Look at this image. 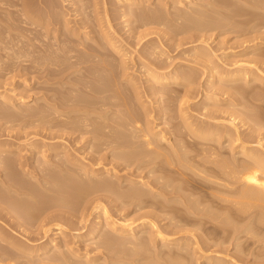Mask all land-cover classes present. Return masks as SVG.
<instances>
[{
    "label": "bare ground",
    "instance_id": "6f19581e",
    "mask_svg": "<svg viewBox=\"0 0 264 264\" xmlns=\"http://www.w3.org/2000/svg\"><path fill=\"white\" fill-rule=\"evenodd\" d=\"M62 1L64 2L65 0H62ZM113 1L111 2L114 3ZM146 1L147 0H121V3H122L121 5H122V8H124L123 9L124 13L130 15L131 12H134L137 9V7H139V6H136V9H135L134 7L135 5H139L140 3H144ZM181 1H182V4L188 3L187 0H181ZM258 1L260 4H257L258 6L257 5L255 6L259 8L261 6V8L263 9L264 0H258ZM36 2L38 6L41 4L43 5L39 6V8L35 9L34 11H31L29 10L30 9L29 7L31 6V3H29V0L27 1L25 0H0V14L2 13L6 14L5 22L3 23V20H0V22H2L0 23V26H2L3 24V27H0V70L2 66H4L6 63L11 64V66L6 64L10 67L7 66V68H5L6 67L5 66L4 69L2 68V70H4L5 72L3 76L4 75L8 76L15 70L14 69L15 67L13 66V64L18 65L17 68L19 67V65H21V69H23L22 65H24V67L25 66L27 67L29 63H27L26 65L23 62H26L28 60L32 62V64H34L33 66L35 65H37V67L39 66L40 70L41 68L48 69L49 65L59 67L58 65H59V62L61 61L60 62L61 69L59 68L60 70L57 71L58 68L56 69L54 67V72H59V75H62V73L65 74L66 70L68 72V69L70 70L71 69L70 67L72 66L78 68V65H80L81 63H84V65H82L83 66L82 68L75 69L71 71L70 74L66 75L65 80L70 79L69 82L71 85V87L68 88L69 89L68 94H63V95L59 94L57 96H55L54 94L51 96L48 95V98L53 96V98L56 99V102L50 101L53 98L49 99L50 102L47 101V98H46V103L49 106L51 105L54 107V108L53 107L50 108V109L53 108L52 109L53 111L50 116L51 118L53 116L52 119H50V117L46 118V112L48 111H45L46 110L45 108H43L45 109L43 110L38 105L33 107V105L30 103V101L33 99L35 103H36V99H39V102H40L41 98H34L32 96L33 98L29 100V99H26L23 95L21 96V94L20 96H17V97L14 96L15 94L10 95L7 92V90H5L6 92L5 91L0 92V103H1L0 106L4 105L1 107L2 114L0 112L1 114L0 117L6 120L4 122L10 123L11 119L9 117H12V116H14L18 121L19 120L22 121L24 119L27 121V119L31 120V118L34 119L35 117L41 116V118L39 119H41V121L44 120V122L42 121V123L51 124L50 125L51 127L49 126V124H46L49 126L48 129L52 130L53 126L56 127L54 129H57L54 132L53 131L50 132L46 130L47 131L46 135L51 137L52 141H45L44 138H42L43 140L41 141L34 140L32 142L28 141L27 143H25V145L27 144L28 146L26 147V151L30 153L32 164L35 163V160L37 161L36 155L38 154L40 155L39 162L37 161L35 165L27 166V163L30 164L29 161L21 159L20 157V155L22 156L21 151L24 150L22 149L23 147L22 148L20 147L22 143L14 144L15 143L14 141H13L14 143H11L7 139H5L7 141H5L4 139L0 140V203L1 202L5 203V206H0V218H2L3 221L7 223V225L6 223H4L5 226H7L6 228H3L2 225L4 224L0 226V242H3L2 244L6 243V246L8 244V248L12 246L11 247L12 250L10 248L7 249V247L6 248L1 247L0 264H193L194 263L195 261L194 259H193L194 261H192L193 263H191L190 259L192 257L189 258L190 257L189 251L188 253L186 251H183V250H187L186 247H189L188 242H185V241L182 242L180 246L182 250L176 249L179 247L178 244L180 243V240L182 239H179L180 237L169 238L165 236L164 234L165 231L162 233L160 230L161 228L160 227H159L160 229L157 228V225L155 221H153V219H151L152 221L150 220L151 222L150 221L141 222L138 224L137 223L133 224L134 222L128 223L127 221L124 222L122 221L123 220L122 217H121V221H116L118 220V218L114 220L115 218L113 217V215L112 217L114 219H111V215H110L111 213L109 214L107 212L108 208L106 209V206H105L106 204L104 203L105 205H103L102 203V199L104 198V196H107V197L112 196V199L114 198L113 201L118 200L120 204L121 202H123V204L126 203L125 206L127 205V203L129 204L131 203L133 204V206L137 205L139 207H143L144 205H146L148 207L154 206L155 208L162 207L161 209H165L163 207L170 208V207L176 206V204L174 205L173 203L177 201L178 197L174 199L176 200L174 202L172 201L173 199L171 200L173 202V203L171 202L172 204L167 203L168 201H166V203H163L162 201H156L157 199H155L154 197L157 195L164 197L166 194L170 193L172 190L174 192L176 190L182 189L183 192L182 190H180V192L182 193V200H181L182 208L187 207L186 209L188 212L186 215L190 214L189 211L196 212V214L197 213L200 214L199 216L197 214V217L196 215L194 217H196V221L197 219L200 218L201 221L199 220V223L201 222V225L199 223H196L195 219H193V215L195 213H192L193 214L191 215L192 217L189 216V218L193 219V223L196 225L199 224L200 226H202V220L207 221L205 222V224L203 221V226L206 225L207 223L210 224V222L215 223V221H218V222L220 221L219 224L218 223L216 224H218L219 226L221 225V227L224 230H226L227 233L230 231V229H232L230 232L233 231L234 233L233 232L232 233L234 235L236 234L235 231L236 232L237 230L239 231L241 227L239 224L241 220L243 221L245 218V221H243L245 225V222L248 216L249 218L251 217L250 219H252V217L254 219L256 218L255 219L256 223H255V220H252V222L250 223L251 225L253 224V221L255 225L257 223H261L264 225V149L261 150L259 149L260 148L259 146L256 145L257 147H255L254 144L252 145L250 144L251 142H253L252 139L258 136L256 137L257 138L256 142L257 144L261 145V147L263 146L260 140L264 138V134L260 133L261 131L260 129L262 127L264 128L263 126L264 120H263V124H260L261 122H258L257 120L261 118L259 119V121L260 120L262 121L264 117L262 115V113L264 112L262 113L257 112L259 110L262 111V109L258 108L257 110L255 108L256 106L255 105L253 107L254 112L252 111L248 112L247 111L249 110L248 106H245L247 110L245 107L243 109L241 108V110L240 108L238 109L237 107V111H235L236 112L235 113L234 109L236 108H232L233 110L231 111H233L232 112L234 114L233 117H235V114L241 112L242 113L241 117H244V119L237 117V116H240L241 113L237 114L236 117L243 121L247 119L246 122L251 120V124H252L250 128L252 130V133L251 134L248 133L247 135L245 134L244 135L245 137H243L242 142L239 143L238 145H235V142H234L235 138L233 137L236 133H232L230 129H228L229 127L226 128L225 125H223L222 127L221 126L222 124L220 125L213 124V123L206 124L207 120L205 121L206 125L203 123L201 124L199 122L200 120L198 121L196 119V121H194L195 119L193 117L192 118L194 120H191V117H190L191 115L188 114L190 112H187V109L193 107L196 104L189 103L190 101L189 100H188L189 102L187 101V97L190 96L192 93L193 94L195 93V97H196L199 94L198 90L200 88L199 89L197 88L198 90H195L196 89L195 88L193 91L192 85H194L193 83L197 82L198 79L196 80L197 77H194L193 74L190 73V70L189 71L187 69L180 70L181 69L180 67H179L180 69H173V68L172 70L167 69L165 66L166 64H164L165 62H160L161 60L160 61L156 60L150 64L148 62L147 63L142 62L140 63V65H138L139 67L136 69H138V71L141 72V75H144L145 80H143L142 79L143 76L137 77L134 73L126 72V69L131 67L127 64V62L126 63L124 62L125 64H123V63H120L122 60L114 61L111 58L113 55L112 50L116 51L117 53H119L120 51V48L116 43L117 40H115L116 38L120 39L118 38L120 36L118 37L115 36L116 30L112 29L113 26L110 23V19H109L110 16H108L109 13L107 11L108 9L106 6L108 0H101L103 4V8L105 10L104 12L106 13L104 15H106L105 21H107L106 23L107 25L105 26L102 25V23L99 22V20L101 21L102 19L101 18L99 19L97 17L95 18V21L98 20L97 25L96 24L95 26L93 25L94 27L89 25L90 27H92L91 30L89 31H84V30L81 31L79 30V28L78 29L72 28V26L71 28H69V26H67V23H69L71 20H69L70 18H68V16L65 14L67 12L65 13H63L64 11L63 12L61 11L62 13L60 12L63 6L60 5V9L58 8L59 4L57 2L59 1L37 0ZM96 2L97 0H93V3L88 2L90 4H86L85 7L88 9V12L84 13V16L93 14V12L95 11ZM176 2L177 0L171 1V3H176ZM224 3L226 4L227 2H224ZM83 5L84 4H81V6L79 7L80 10ZM131 8L135 10H132ZM152 8H149V9L152 10ZM12 9H16V10H12ZM237 9H240V8L238 7ZM142 10L144 11L143 8ZM138 11L141 12V9L140 10L138 9ZM220 11H221V8H220ZM237 11L238 10H236V12ZM240 11L241 10H239L237 14H239ZM77 12H78V8H77ZM148 12L147 13L142 12V15L139 18L142 20L141 24L139 22L140 25L145 26V25H151V24L157 23L156 20L153 21L152 19V18L155 19L154 11H152L153 15L151 14V11L150 13ZM218 12H219V9H218ZM232 12L235 13V10L231 11V14L233 15ZM243 12L244 11H242L241 13ZM252 12H255V10L252 9L251 13ZM214 13H216V10ZM225 13L223 14L221 12V15H219L220 18L216 20L219 21L220 19V21L223 22V16L226 17L228 15L226 17L228 18L229 17L228 13H230V11L227 12L226 15ZM248 13L251 14L250 12ZM178 14L179 13H177L176 15ZM15 15H17L18 18H16ZM40 15L44 17L43 20L40 19L39 17ZM82 15H83V12H82ZM179 15L181 16V14ZM136 16L138 17V13L136 14ZM178 16L176 17L179 18ZM203 16L200 15V18ZM254 16L255 18L256 17L259 18L258 19L259 21L261 20L259 24H257L256 22V24L260 26V23L264 22L263 21L264 16L262 18V15L259 16V14L257 13V15H253L252 17H250L251 20L252 18L255 19ZM231 17H234V15ZM92 18L94 19V17ZM93 19H90V21L91 20L93 21ZM203 19L204 18H201L202 21L201 20H198V21L204 23L203 21L205 20ZM213 19L214 21L211 27L213 26V24H215L214 22L218 24V21H215V17ZM227 22L225 25H228ZM94 23L95 22L93 21V24ZM52 24L54 27L50 26ZM223 25H224V22L222 24V27ZM48 26H50L51 32L53 33L51 38L47 32ZM160 26H161V23H160ZM162 26H163V22H162ZM205 26H207V24ZM218 26L219 28L221 27V25H218ZM36 27H38V30L36 29ZM80 28L84 29V27H80ZM15 29L16 30L18 29V30L16 31ZM20 29L21 31H19ZM64 30L65 32L67 31L69 32L68 35H70L71 33V35L75 37L77 36L78 38H80V40L78 39V42H74L69 37L70 39L69 38L68 39L70 41H73L76 44L72 45V42H70V45H68L66 44L67 43L66 38L68 36L66 38H63L62 39L63 41L60 40V38L59 39L56 38V37H59V36H56L57 35L56 32H60V33L62 32L64 36H66L67 34L63 32ZM96 31L98 32V34L92 36L91 32L96 33ZM251 37H253V35ZM48 39L54 41L55 43L51 41L53 44L49 43L47 45ZM88 40H92L94 44L92 45H90V43L85 44L86 41ZM250 46L253 47L252 49L260 48L264 46V39L261 40L260 38V40L258 41H255V42L253 41V43ZM81 49L89 50V51L87 50L88 54L86 51L83 52L84 54H86L84 56H87V58L83 57V53L81 54L83 50ZM78 50H80V52H78ZM206 50L202 46L201 47L199 46L198 48L196 47L195 50H192L193 52L191 53H196L199 55H207L206 58L207 57L213 58L212 55L210 56L207 54ZM62 51L64 52L66 51V53ZM76 52H78V54H76ZM153 52L155 53L154 49H153ZM34 53H38V56L40 57L34 58V59L31 58L32 60L29 59L30 57L33 56ZM79 53L81 54L80 56H78ZM63 54H66V55H63ZM36 55L37 54H35L34 57ZM216 56L218 57L219 55H216ZM52 58L56 60H52ZM70 58H75L76 61L74 59L73 63L70 64V62H72V60L69 62ZM257 59L251 60V61H254V63H256V61H259L261 63L262 59L261 58H257ZM48 60L49 62L47 63L46 61ZM210 60L212 61V59ZM123 61H124V58H123ZM218 61L220 62V60ZM45 62L48 64V66H46L47 64L44 65ZM155 62H158L159 65H156L157 63ZM2 63H5V64L2 65ZM212 63L213 62H211V64ZM228 63L223 62L222 64L214 63L213 65L209 64L211 66L207 65L208 69H207V75L205 79V85H209L210 88L214 86L215 87L214 89H217V90L224 89V92L226 88H229V89L231 88L232 92L234 93L233 95L236 96L239 94L238 96L239 99L241 98L240 97L241 95L243 97L242 100L247 99V98L244 99V97H248L249 99V95L251 96L252 93L253 94L251 98L255 97V98L261 99L260 96H262L264 90L258 87L260 84L259 85L254 84L256 81L260 82V81H263L264 79V72L260 71L261 68H259V65H257L258 62L256 63L255 66L248 65L247 63H244L243 65L242 63H238L237 61L233 63H230V62ZM61 64H63V66ZM30 65L31 63L29 64V66ZM43 65H44V68H43ZM33 66L31 65V67L29 68H32ZM17 68L16 70L20 69V68L18 69ZM164 68H166L167 70H164ZM51 71H53L52 68L50 69V72ZM75 72L77 73V76H75L76 78H72L73 76L71 77V75ZM127 73L128 75H126L124 79H121L122 77L121 75H125ZM13 75L15 74L13 73ZM26 78L28 79V77H25L23 82L25 81L27 82ZM139 79H142L144 83ZM145 81L148 83L145 84L146 83ZM11 90L12 88L10 89V91ZM259 90L263 92L261 93L259 92ZM232 92H231V95H232ZM258 92L261 94H259ZM160 93L164 95H161ZM206 94L208 93L206 92L205 96ZM216 95H212V98L215 99L216 97H218ZM149 97L154 98L155 101L158 102V106L156 110L154 109V106L152 105L154 102L152 100L151 101L148 100ZM263 98L264 97H262V99ZM209 99L212 100L211 97ZM224 99H227V98H224ZM43 100L42 102L45 101ZM34 101H32V103ZM52 101H55V100H52ZM42 102L38 104H42ZM262 102L264 101H261V103ZM28 103L31 104L30 107L29 105H27L26 107V104ZM46 103L44 107L46 106ZM249 103H251V101ZM21 104L25 105L23 106V108L24 107L26 108L23 109L21 107L22 106ZM204 104H205L204 107L207 106V104L209 105V103L206 104V102ZM173 105H175L174 108L172 107ZM210 105H212V102ZM232 105H234L235 107L236 104L233 103ZM244 105H246V103ZM251 105L253 104L251 103ZM46 108L47 110L49 109L48 107ZM9 110L11 112H8ZM252 115H254L255 118ZM13 119H12V122H15L16 120L13 121ZM158 119L161 121L156 123L155 120H158ZM175 119L177 120V122L173 121ZM235 119L234 118L232 120L230 119L228 123L230 124V126L232 125L236 129V126H239V125L235 126V122H234ZM36 120L39 121L38 118L37 119L35 118V121ZM169 120L172 121V124H170L171 122ZM20 121L19 123L21 124ZM37 121L36 123L40 122V121L39 122ZM165 121L169 123H166ZM252 121L254 123H252ZM173 122H176V123H173ZM31 123L27 122V126L28 124L31 125ZM160 123H163V124L165 123L164 127L168 126L169 129L166 127H165L166 129H162V128L159 129ZM25 124L26 123L24 122L23 125ZM47 127L45 128L47 129ZM166 134H173L174 136H176V139L179 138V140H176V139L174 140L173 138H172L173 140H171L168 136H166ZM19 135L20 134H18V136ZM18 136L14 135L15 138ZM52 138L56 140H53ZM58 138L60 139V141H57ZM165 142H167V144ZM254 143H255V140H254ZM76 144H79V145H76ZM184 150H187V151H184ZM11 153L14 154V156ZM88 153L89 155H87ZM30 157H28V159H30ZM23 158H24V155H23ZM131 166L133 167L132 168L133 171L132 170H131L132 172L128 171L131 174L120 172L121 170H125ZM18 167L20 168L18 169ZM17 170H20V173H18ZM21 171H23V173L27 177L30 178L29 180H27L28 182L26 181V179H24L25 177L23 176V174H22V177L18 175V174H21ZM200 171L203 172L202 174L204 176L203 177L201 176L202 178H200L199 176L200 179L198 180H196L198 176H194V178L196 177L194 179L192 174L197 175L199 174ZM133 173H135V175L138 173L137 174L138 176L133 177L132 176ZM151 176L152 177L154 176L153 178H151L153 182L148 179ZM36 177L38 178L37 182L34 181L36 182V184H32L33 182L29 183V181L32 178H36ZM162 179H164V182H162ZM191 181L192 182L198 181L197 182L198 184L196 186L197 189L198 187L199 189L203 187L206 189H209L211 192V195L213 194L215 197L210 196L212 198L210 200L207 197L209 196V194L205 192L207 191L205 189L204 190L205 193L202 195L203 197H201L200 195L202 199L199 197L193 198L194 194H192L191 190H190V193L188 191V189H190L189 183L193 187V184L191 183ZM176 182H179V183L176 184ZM157 183H160L161 185L158 186ZM155 185L158 187H155ZM220 187L221 189H219ZM153 188H156L155 191H153ZM46 189L47 190L49 189L50 193L51 191L52 192L59 191V194L61 195L58 196L59 202L57 203L58 205L59 203L60 205L61 204L65 206L67 205V207H64V208L68 210L70 208H71L70 210L74 208L71 206L74 204V202L72 201H75L73 198H76V196L78 198L80 197V195L81 197L83 195V197L85 198V196H87L88 194H91V195L95 194L94 198H96V201H95L97 203L96 207L101 206V209H100L101 212L97 214L93 224L92 222L91 224L90 223L87 224L90 215L87 214L89 216L88 217L85 213L80 214L78 212L80 215L76 214L77 215L76 216L75 214L67 212L68 211L67 210L65 211L67 212V214H64V212L63 213L54 212V213L46 214V212L50 210V208L52 207H43V206L32 207V205L30 206L28 204L30 202H27L28 205L26 206L28 207H25L24 206L26 204L25 200L24 202H22L23 204L25 203L24 205L22 204L23 206H21V203H20L21 200H20L19 203L21 207H18L17 204L19 203H17V201L20 199L21 196H25L26 198L31 200V202L33 201L34 203L35 202L45 203V201H47L45 200L46 196L44 195ZM70 189L71 191H69V194H68L67 191ZM23 190H25V192H23ZM151 190H152V193L150 192ZM6 191H10V193H12L13 195L18 194L19 199L15 201L16 199L13 200L10 196L8 195L5 196L3 192H6ZM197 191L198 190H196V192ZM216 191L218 192L217 195H216ZM62 192L67 193L68 195L66 197H63L64 195ZM187 192L189 194L185 195V193ZM200 192H202V189ZM219 192H221V194ZM42 194L45 196V198ZM206 194L207 196H205V198H208L210 202H212V203H208L207 204L208 206L206 205V200L205 201L203 200L204 195ZM55 195L57 196V194ZM55 195H53V197H55ZM28 199L27 201H29ZM55 199L53 203L55 202ZM163 199H165V197ZM48 200L50 201V199ZM165 200H167V198ZM178 202H180L179 199H178ZM202 202L205 203V206H207L208 208L204 207L203 209L202 206H198V204L201 205ZM214 202H216V204ZM46 203H49V202H46ZM53 203L51 204L49 203V204L53 205ZM69 204L71 206H69ZM55 205L56 204H54V206ZM216 205L219 208L221 207L220 209H222L223 207V210L225 207H227L225 208L226 210L224 211L222 210L224 212L223 215H222L223 212L219 208H214ZM178 206L179 208L177 207V211L180 209L179 204ZM192 207L193 209L190 210V208ZM195 207L196 208L198 207V209L197 210L194 209ZM232 207L234 208L236 207V208L232 209ZM62 208L63 207H61V209ZM117 208L119 209V207ZM168 209H165V211L167 210L168 213H170V215L172 216L171 212H174L175 209L170 210L171 212H169ZM215 209L216 210L219 209L222 213L217 212ZM154 210L155 209H153V212L155 214ZM182 210H183L182 217L184 215L183 219L184 218L186 219L187 216L185 217V214H184L185 208ZM57 211H60V210H57ZM167 211L164 213V215L167 214ZM179 212L180 211H178L177 213ZM76 213H77V210H76ZM148 213H150V211ZM148 213L144 215L150 217ZM180 214L181 213H179V215ZM78 215H79L80 220H78ZM72 216L76 217V219L78 220V223H80L79 227L80 226H81L80 228L86 227L87 231L83 233L81 231L78 233V230H77V232H74V230L76 231L77 227L73 226V222H77V221H75L74 220L75 218H72ZM176 216H175V219H177ZM235 217L237 219L238 218L240 219L242 217L243 219L241 218L238 223V220L234 219ZM38 219L40 220L37 221V223L39 224L41 222L40 227L42 226L44 227V225L47 224V226L42 229L36 228L39 234H42V236L45 237L47 235V232H51L49 231L50 229H59L58 235L56 237L50 236L49 238L48 237L50 235L49 234L47 236L48 238L46 237L47 239L45 238L46 240H44V242L36 246H29L31 244L29 243V240L31 239H29L28 236H32L34 231L32 233L30 231L28 232L27 230H29V228L25 227L23 231L27 234L26 237L29 240L28 241H26V239L24 240L27 243H29V245L19 242V241L11 240V236L9 235L7 228H12L15 226H24V225H29V227H31V223H33L32 221H36ZM68 221L72 222V225H70ZM188 221H184V223ZM62 222H65V224H63ZM34 224L36 223H33V225ZM66 224L73 228L66 226ZM52 225H55V227L53 226V228H51ZM211 225H213L212 226L213 228H211L210 226L211 229L209 230L211 231V233L214 230L212 234H213V238L215 239L216 237V239L213 240L211 237L210 238L213 241H216L217 237L219 236H217L218 234L216 235L214 233L216 230L214 229L215 224H211ZM200 226L198 227L197 225L198 228H200ZM203 226H202V229H203ZM219 226L217 228H219ZM35 227H37V225H35L34 228ZM67 227L73 230V231L70 230L72 231L73 236H71L70 231H68L70 232L69 233L70 235L68 234V232H65L64 229ZM154 227L156 229H154ZM251 227L254 228L255 226L253 227L252 225L248 227L247 225H245V227H243V231L244 232L247 231L246 229L250 230ZM259 227H260V224H259ZM69 228H67V230ZM204 228L207 229V226H205ZM224 230L221 229L219 233L222 234L221 231H224ZM254 230H253L254 231L253 234H255V232L258 233L256 229ZM52 231H55V233H57V230H52ZM176 231L177 230H175V232ZM207 231L208 229L206 230V232ZM263 231L264 230H262L261 232ZM206 232H204V234H206ZM223 233L225 234V231ZM214 234H215V237H214ZM237 234L234 237L238 238L239 235ZM198 235H200V230H199ZM262 235H264V233ZM230 236L232 237V235ZM40 237H38L37 240H40L42 238ZM72 237L77 238V240L79 241H85V240L87 242L89 241L88 243L87 242H84V243L89 244V246L91 244L93 249L91 247L90 248L92 249V251L97 250V253H92L93 255L92 254L90 255L88 248H86L85 250L84 249L81 250L79 245L75 244L76 242L74 241ZM224 237H222V239ZM207 238L209 237H206V240L209 241L210 238L209 239ZM252 238L253 239L255 238V240H258V236L256 239V235L255 237H252ZM32 239H35V238H32ZM156 239H159L162 241V246H166L167 244V247L169 249L164 248L165 251L163 252L162 250L158 249L162 253L158 252V250H154L155 248L154 242L156 241ZM218 239H221V238H218ZM262 239H263V236H262ZM37 240H34V241H37ZM259 241L260 240H258V242ZM202 242L204 243L205 241H202ZM170 244L171 246H176V247L172 248L170 247ZM241 244L243 243L241 242ZM162 246H159V247H162ZM206 246H209L208 243ZM237 247L240 248V246H237ZM246 248H240L239 251L244 253V255L246 254L247 256L245 255V257L248 258L249 251H247ZM212 249L216 250V248H212ZM221 249L224 250L223 246L221 247ZM257 249H258L257 250L258 252L259 248ZM236 252L238 251L236 250ZM209 254L205 255L202 253L201 256L200 255L198 256L203 258L202 261H204V264H234L236 263L233 260L234 258H237V256L234 258L229 257V259L230 258L231 259L228 260V259H225L224 256L223 258L222 256H218L216 254H215L216 256L209 255ZM231 254L233 253L231 252ZM259 254L261 253L259 252ZM31 255L36 257L33 259L35 261L27 262L26 260L28 258H26V256L29 257ZM136 255H139V256L135 257ZM250 256H252L251 252H250ZM24 257L26 258V260L24 259ZM259 259L260 260L258 262L262 260L261 257ZM23 261H25L26 263H24ZM251 262L255 263L256 260L255 262L251 260L250 263ZM263 262L264 260L262 261V263ZM237 264H241V263L237 262Z\"/></svg>",
    "mask_w": 264,
    "mask_h": 264
},
{
    "label": "rangeland",
    "instance_id": "374dc122",
    "mask_svg": "<svg viewBox=\"0 0 264 264\" xmlns=\"http://www.w3.org/2000/svg\"><path fill=\"white\" fill-rule=\"evenodd\" d=\"M25 1H27V0H25ZM37 0H29V3H31V6L29 7L30 9L29 10H31V11H34L35 9H37V8H39V6H42L43 4H41V5H37V2H36ZM56 1H59V2H57L58 4H59V9H60V5H62L63 7L61 8L62 10H60V12L62 11H64L63 13H65V12H67V13H65L67 16H68V18H70L69 20H71L69 23H67V26H69V28H71V26H72V28H76V29H78L79 28V30H84V31H89V30H91V28L92 27H90V26H95V24L97 25V21L98 20H96L95 21V18H101L102 20V22L99 20V22L100 23H102V25H107L106 23H107V21H105V19H106V15H104V14H106L104 11V8H103V4H102V2H101V0H97V2H96V4H95V11L93 12V14H89V15H86V16H84V13H86V12H88V9L85 7L86 6V4H90V3H93V0H65L64 2L62 1V0H56ZM111 1H113V0H108V2H107V11H108V13H109V15L108 16H110V23H111V25L114 27H112V29H114V30H116V35L115 36H120V37H118V38H120V39H115V40H117V45L119 46V48H120V51H119V53H117L116 51H113L112 50V53H113V55H112V59L114 60V61H119V60H122L123 61V58H124V61L122 62H120V63H123V64H125L126 62H127V64L129 65V66H131V67H129L128 69H126V72H128V73H134L137 77L139 76H143L142 77V79L143 80H145V78H144V75H141V72H139L138 71V69H136V68H138L139 66L138 65H140V63H152V62H154V61H156V60H158V61H160V62H165L164 64H166L165 66H166V68L167 69H171L172 70V68L173 69H180V70H182V69H187L188 71L190 70V73H192L193 74V76L194 77H197L196 78V80H197V82H194L193 84L196 86H194V85H192L193 87V91H194V89L195 90H198L199 88V94L195 97V93L193 94H191L190 96H188L187 97V101L189 102V103H194V104H196V105H194L193 107H191V108H189V109H187V112H190V113H188L189 115H191L190 117H191V120H194V121H196V119L202 124H205V121H206V124H218V125H220V124H222L221 126L223 127V125H225V127L226 128H228V129H230V131L232 132V133H236L235 135H234V137L233 138H235V140H234V142H235V145H238L239 143H241L242 142V139H243V137H245L244 135L246 134H251L252 133V130L250 129L251 128V126H252V124H251V120L250 121H247L246 122V120H241L242 118L244 119V117H241L242 116V113L241 112H239V113H237V114H240V116H237V114H235V117L237 116L238 118H241V119H238L237 117H236V119H235V117H233L234 116V114L232 113L233 111H231V110H233L232 108H236V109H234V112L235 111H237V107H238V109L240 108V110H241V108L243 109L245 106H248L249 107V110H247V108H246V110L249 112V111H252V112H254V106H255V108L258 110V108L259 109H262V111H257V112H260V113H262V112H264V102H262L261 103V101H264L263 99H262V97H264V92H263V94H262V96H260L261 97V99L260 98H255V97H253V98H251L252 97V94H251V96L249 95V99H248V97H244V99L245 98H247V99H245V100H242L243 99V97L240 95V99H239V94L238 95H233L234 93L232 92V89L230 88H226L225 89V92H224V89H214L215 87L213 86H211L212 88H210V86L209 85H205V79H206V75H207V65L208 66H211V65H213L214 63H217V64H222L223 62H226V63H228V62H230V63H233V62H235V61H237L238 63H242L243 65H244V63H247L248 65H252V66H255L256 65V63H257V65H259V68H261L260 69V71H262V72H264V64H262V63H264V46H262V47H260V48H257V49H252L253 47L252 46H250L252 43H253V41L255 42V41H258V40H260V38H261V40L262 39H264V36H263V34H264V22H261L260 23V26L259 25H257V24H259V22L261 21H259L258 19L259 18H255V16H254V18L255 19H253L252 18V20H251V18L250 17H252L253 15H257V13L259 14V16L260 15H262V18H263V16H264V8L262 9L261 8V6H260V8L259 7H256L255 5H257V4H260L259 3V1L258 0H187V2L188 3H184V4H182V1L181 0H177V2L176 3H171V1L172 0H147L146 2H144V3H140L141 4V6H140V4L139 5H135L134 7H135V9H136V6H139V7H137V11H138V9L140 10L141 9V12H137L135 9H133V8H131L132 10H135L134 12H131L130 13V15L129 14H125L124 13V8H122V3H121V0H114L113 2L114 3H112ZM170 1V2H169ZM88 2H90V3H88ZM116 2V3H115ZM224 2H227L226 4H227V6H226V4L224 3ZM261 2H263V1H261ZM224 3V4H223ZM229 3V4H228ZM81 4H84L82 7H81V10L79 9V7L81 6ZM214 4V5H213ZM262 5V4H261ZM258 6V5H257ZM263 6V5H262ZM153 7V8H152ZM214 7H216V8H214ZM240 8V9H237V8ZM19 8H20V6H19ZM63 8H64V10H63ZM77 8H78V12H77ZM142 8L144 9V11L142 10ZM149 8H152V10L151 9H149ZM220 8H221V11H220ZM232 10H231V9ZM236 8V9H235ZM218 9H219V12H218ZM252 9H254L255 10V12H252L251 13V10ZM261 10V11H259V10ZM12 10H16V9H12ZM76 10V11H75ZM147 10V11H146ZM148 10H149V12H148ZM179 10V11H178ZM215 10H216V13H214L215 12ZM223 10V11H222ZM225 10V11H224ZM235 10V13H233V15H234V17H231V16H233L232 14H231V11H234ZM236 10H241L240 12H239V14H237V12H236ZM248 10H250V11H248ZM257 10V11H256ZM150 11H151V14L153 13L152 11H154V15H155V19L154 18H152L153 19V21H155L156 20V24H151V25H145V26H142V25H140L141 23H142V20L141 19H139L140 18V16L142 15V12L143 13H150ZM229 12L230 11V13H228L229 14V19L228 18H226L225 16H223V22H224V25L226 24V22L227 21H229V22H227V24L228 25H225V27H224V25H223V27H222V24H223V22L222 21H220V19H219V21L218 20H216V19H218V18H220V16L219 15H221V12L224 14L225 12ZM242 11H244L243 13H241ZM250 12L251 14H249L248 12ZM61 12V13H62ZM80 12V13H79ZM82 12H83V15H82ZM226 12V13H227ZM263 12V13H262ZM107 13V14H108ZM138 13V17L136 16V14ZM177 13H179V14H181V16L179 15H176ZM201 13V14H200ZM226 13H225V15H226ZM241 13V14H240ZM253 13H255V14H253ZM157 14V15H156ZM201 16H203V17H201V18H204L203 20H205V21H203L204 23H202V22H200V21H198V20H201V18H200V15ZM203 14V15H202ZM231 14V15H230ZM236 14V15H235ZM94 17V19L91 17ZM153 15V14H152ZM218 15V16H217ZM250 15V16H249ZM5 16H6V14H4V13H2V14H0V20H3V23L5 22ZM91 18H90V17ZM136 16V17H135ZM158 16V17H157ZM161 16H162V18H163V20H164V18H165V20L163 21L162 20V18H161ZM163 16H165V17H163ZM173 16V17H172ZM176 16H178L179 18H177ZM15 17L16 18H18V16L17 15H15ZM40 17V19H42L43 20V18L44 17H42L41 15L39 16ZM84 17V18H83ZM181 17V18H180ZM215 17V21H218V24L216 23V22H214L215 24H213V26L211 27V25H212V23H213V21H214V18ZM248 17H249V19H248ZM86 18V19H85ZM132 18V19H131ZM82 19H84V20H82ZM90 19H93V21L95 22L94 24H93V21L91 20L90 21ZM135 19V20H134ZM137 19H139V20H137ZM159 19V20H158ZM261 19V18H260ZM86 20H88V21H86ZM151 20V19H150ZM161 20V21H160ZM227 20V21H226ZM258 20V21H257ZM263 20V19H262ZM86 21V22H85ZM133 21V22H132ZM202 21V20H201ZM264 21V20H263ZM80 22V23H79ZM88 22V23H87ZM139 22H140V24H139ZM161 23V26H160V23ZM162 22H163V26H162ZM221 24H220V23ZM256 22H257V24H256ZM0 23H2V22H0ZM77 25H75V24ZM82 23V24H81ZM87 23V24H86ZM80 24V25H79ZM85 26H84V25ZM207 24V26H205ZM263 24V25H262ZM75 27H74V26ZM83 25V26H82ZM88 25V26H87ZM90 25V26H89ZM101 25V24H100ZM218 25H221V27L219 28V26ZM51 27L53 26V24L52 25H50ZM50 26H48L47 27V32H48V35L50 36V38H51V36H52V32H51V28H50ZM79 26V27H78ZM93 26V27H94ZM204 26V27H203ZM0 27H3V24H2V26H0ZM54 27V26H53ZM80 27H84V29H82V28H80ZM216 27V28H215ZM259 27V28H258ZM50 28V29H49ZM204 28V29H203ZM206 28V29H205ZM261 28H262V30H261ZM36 29L38 30V27H36ZM201 29V30H200ZM16 30V29H15ZM18 30V29H17ZM16 30V31H17ZM50 30V31H49ZM19 31H21V29L19 30ZM67 31V30H66ZM81 31H79V32H81ZM63 32H65V30L63 31ZM66 34V36H64V34L61 32H56V36H59V37H56V38H60V40H62L63 38H66L67 36V38H66V42H64V43H66V44H68V45H70V42H72V45H74V44H76V43H74V42H78V39L80 40V38H78L77 36L75 37V36H73V35H71V33H70V35H68L69 34V32L67 31V32H65ZM91 34H92V36L93 35H96V34H98V32L96 31V33L95 32H91ZM118 34V35H117ZM261 36H260V35ZM253 35V37H251V36ZM260 36V37H259ZM74 41H70L69 39L70 38ZM122 37V38H121ZM257 37V38H256ZM69 38V39H68ZM259 38V39H258ZM252 41H251V40ZM256 39V40H255ZM69 42H68V41ZM205 40V41H204ZM52 40H49L48 39V43H47V45L49 44V43H51V44H53L52 42H54V41H52ZM63 41V40H62ZM61 41V42H62ZM64 41H65V39H64ZM249 42V43H248ZM55 43V42H54ZM89 44L90 43V45H92V44H94V42L92 41V40H88V41H86V43L85 44ZM251 43V44H250ZM56 45V44H55ZM87 46H89V45H87ZM155 46V47H154ZM157 46V47H156ZM203 47L205 50H206V52H207V54L208 55H212L213 56V58H210V59H212V61L207 57L206 58V56L207 55H199V54H196V53H191V52H193L192 50H195L196 49V47L198 48V47ZM154 47V48H153ZM194 48V49H193ZM251 48V49H250ZM110 49V48H109ZM153 49L155 50V53L153 52ZM81 50H83V49H81ZM87 50L88 49H84L82 52H81V54L83 53V52H87ZM89 51V50H88ZM157 51V52H156ZM213 51V52H212ZM215 51V52H214ZM62 52H64V51H62ZM62 52H61V54H62ZM78 52H80V50H78ZM78 52H76V54H78ZM190 52V53H189ZM64 53H66V51L64 52ZM214 53H216V54H214ZM35 54H37L35 57H34V55ZM80 53H79V55L78 56H80L81 55ZM87 54H88V52H87ZM40 55V54H39ZM63 55H66V54H63ZM84 55H86V54H84L83 53V57L85 58H87V56H84ZM216 55H219V56H221L222 57V59L224 60H222L221 59V57H217ZM201 56V57H200ZM203 56V57H202ZM38 57H40V56H38V53H34L33 54V56L32 57H30L29 59H31V58H38ZM255 57V58H254ZM257 58H261L262 59V61H261V59H260V61H261V63L259 62V61H256V63H254V61H251V60H255V59H257ZM75 58H70L69 59V62L72 60V62H70V64H72L73 63V60H74ZM126 59V60H125ZM9 60V59H8ZM32 60V59H31ZM52 60H56V59H54V58H52ZM153 60V61H152ZM213 60H215V61H213ZM218 60H220V62L218 61ZM248 62H247V61ZM257 60H259V59H257ZM68 61V60H67ZM75 61H76V59H75ZM74 61V62H75ZM216 61H218V62H216ZM221 61H223V62H221ZM246 61V62H245ZM47 63L49 62V60L48 61H46ZM44 63V65L45 64H47V63ZM58 62H59V60H58ZM61 62V61H60ZM60 62H59V67H55V66H48V64L46 65V66H48L49 68L47 69H42L41 68V70H40V68H39V66L37 67V65H35V66H33L34 64H32V62H30L29 60L28 61H26V62H23V63H25L26 65H27V63H31V65L33 66L32 68H29V67H31V65L29 66V64H28V68L25 66L24 67V65H22L23 66V69H21V65H19V67L18 68H20L19 70H16V68H17V66L18 65H16V64H13V66L15 67L14 69V71L10 74V75H4L3 76V74L5 73L4 72V70H2V68L4 69V67L5 68H7V66L8 65H10L11 66V64L9 63H6V64H8V65H6L5 63H2V65H4V66H2V68H1V70H0V92H2V91H5V90H7V92L10 94V95H14V96H20V94H21V96L23 95L26 99H29V100H31L33 97L34 98H41V100H40V102H39V99H36V103H35V101H34V99L33 100H31L30 101V103L33 105V107L34 106H36V105H38V106H40L42 109L43 108H45V109H43V110H45V111H48V112H46V118H49L50 116H51V113H52V109L54 108L53 106H49L47 103H46V98H47V101H49V99L50 98H53V96L52 97H50V98H48V95H55V96H57V95H63V94H68V91H69V87H71V85H70V82H69V80L70 79H68V80H65L66 79V75L67 74H70V72L71 71H73V70H75V69H78V68H82L83 66L82 65H84V63H81L80 65H78V68L77 67H70L71 69L69 70L68 69V72H67V70H66V72H65V74H63L62 73V75H59V72H54V67L57 69V71L58 70H60L61 69V67H60ZM125 62V63H124ZM168 62V63H167ZM211 62H213L212 64H211ZM65 63V62H64ZM90 63V62H89ZM155 63H157L156 65H159V63L158 62H155ZM66 64H67V62H66ZM65 64V65H66ZM69 64V65H70ZM209 64H211V65H209ZM229 64V63H228ZM262 64V65H261ZM44 65H43V68H44ZM62 66H63V64H61ZM86 65V64H85ZM171 65V66H170ZM230 65V64H229ZM10 66H8V67H10ZM45 66V67H46ZM170 66V67H169ZM184 68H183V67ZM189 66V67H188ZM35 67V68H34ZM175 67V68H174ZM180 67V68H179ZM193 67V68H192ZM17 68V69H18ZM36 68H37V70H36ZM53 69V71H51L50 72V69ZM60 68V69H59ZM63 68V67H62ZM166 68H164V70H167ZM203 68V69H202ZM204 68H206V69H204ZM56 69H55V71H56ZM196 69V70H195ZM36 70V71H35ZM47 70V71H46ZM49 71V72H48ZM48 74H47V73ZM53 72H54V74H53ZM204 72V73H203ZM261 72V73H262ZM13 73L15 74V75H13ZM50 73V74H49ZM51 73H52V75H51ZM55 73H56V75H55ZM128 73L127 74H125V75H121L122 77H121V79H124V77L126 76V75H128ZM194 73H196V74H194ZM263 74V73H262ZM73 76V77H72ZM75 76H77V73L75 72V73H73L72 75H71V77L72 78H76ZM25 77H28V79H27V82L25 81V82H23V80H24V78ZM79 77V76H78ZM205 77V78H204ZM108 79V78H107ZM142 79H139V80H141L142 82H143V80ZM200 79V80H199ZM65 82V83H64ZM67 82V83H66ZM146 82V81H145ZM144 83V82H143ZM148 82H146L145 84H147ZM2 84V85H1ZM68 84V85H67ZM255 85H259L258 87H260V88H262L263 90H264V79H263V81H256L255 83H254ZM70 85V86H69ZM201 86V87H200ZM205 86V87H204ZM257 87V88H258ZM12 88V90L10 91V89ZM198 88V89H197ZM203 88V89H202ZM261 89V90H262ZM205 92H204V91ZM215 90V91H214ZM256 90H258V89H256ZM261 90H259V92H261ZM222 91V92H221ZM6 92V91H5ZM208 93V94H206V96H205V93ZM210 92V93H209ZM213 92V93H212ZM231 92H232V95H231ZM258 92V93H259ZM261 92V93H262ZM4 93V92H3ZM70 93V92H69ZM203 93V94H202ZM212 93V94H211ZM256 93H257V91H256ZM261 93H259V94H261ZM161 95H164V94H162V93H160ZM210 94V95H209ZM217 94V95H216ZM29 95V96H28ZM35 95V96H34ZM212 95H216V96H218V97H216L215 99H213L212 98ZM231 97H230V96ZM33 96V97H32ZM229 96V97H228ZM42 97H43V99L45 100H43L42 99ZM45 97V98H44ZM208 97V98H207ZM211 97V99L212 100H210L209 98ZM220 97V98H219ZM234 97V98H233ZM236 97H238V98H236ZM152 97H149L148 98V100H152L154 103L152 104L153 106H154V109L156 110L157 109V106H158V102H156L155 101V99L154 98H152ZM224 98H227V99H224ZM233 98V99H232ZM219 99H221V100H219ZM239 99V100H238ZM252 99V100H251ZM260 99V100H259ZM38 100V101H37ZM42 100L44 101V102H42ZM52 100H55V101H52ZM52 100H50L51 102H56V99L55 98H53ZM209 102H208V101ZM215 100V101H214ZM237 100V101H236ZM242 102H241V101ZM247 100V101H246ZM32 101H34L33 103L35 104H33L32 103ZM49 101V102H50ZM149 101V102H150ZM195 101V102H194ZM212 102V105H210L211 104V102ZM234 101V102H233ZM251 101V103L253 104V105H251V103H249ZM255 103H253V102ZM256 101H257V103H256ZM260 101V102H259ZM42 102V104H38V103H41ZM206 102V104L207 103H209V105L207 104V106H205L204 107V103ZM246 103V105H244L245 103ZM45 103H46V106L44 107V105H45ZM236 104L235 105V107H234V105H232V104ZM260 103V104H259ZM1 104V103H0ZM31 104H26V107H27V105H29V107L31 106ZM203 104V105H202ZM242 104V105H241ZM248 104V105H247ZM258 104V105H257ZM22 105V104H21ZM42 105V106H41ZM233 106V107H231V106ZM250 105V106H249ZM2 106H4V105H1L0 106V112H1V114H2ZM23 106H25V105H22L21 107L23 108ZM203 106V107H202ZM242 106V107H241ZM252 106V107H251ZM26 107H24V108H26ZM46 107H48L49 109L47 110V108ZM51 107H53L52 109H50ZM173 108L175 107V105H173L172 106ZM250 107H251V109H250ZM261 107V108H260ZM23 108V109H24ZM40 108V109H41ZM194 108V109H193ZM202 108V109H201ZM193 109V110H192ZM51 111V112H50ZM256 111V110H255ZM8 112H11L10 110L8 111ZM171 112V111H170ZM172 113V112H171ZM211 113V114H210ZM232 113V114H231ZM236 113V112H235ZM0 114V115H1ZM49 116H48V115ZM53 115V114H52ZM211 115V116H210ZM232 115V116H231ZM262 115L264 116V113H262ZM48 116V117H47ZM213 116V117H212ZM254 118H255V116L254 115H252ZM194 119H193V118ZM197 117V118H196ZM8 118V117H7ZM11 119V122H12V119H13V121L14 120H16L15 122H10L9 120ZM8 119V121L10 122V123H6V122H4V121H6L5 119H2L1 117H0V129L3 131H1L0 130V140H5V139H7L9 142H11V143H14V144H21L20 145V147L22 148V149H24V150H22L21 151V154H22V156L20 155V157H21V159H23V160H27V161H29V163L30 164H28L27 163V166L28 165H35L36 163H37V161L39 162V159H40V155L38 154V155H36L37 156V161L35 160V163L34 164H32V159H31V157H30V153L29 152H27L26 151V147H28L27 146V144L25 145V143H27L28 141H30V142H32V141H41V140H43L42 138H44V140L45 141H52L51 140V137H49V136H47L46 134H47V131L46 130H48V131H56L57 129H54V128H56V127H54L53 126V129L51 130V129H48L49 128V126L51 125V124H49V123H46V124H49V126L48 125H46V124H44V123H42V121L44 122V120H42L41 121V119H39V118H41V116H39V117H35L36 119L38 118V120L40 121H37V122H39V123H36V121H35V118L33 119V118H31V120L30 119H27V121L24 119V120H22V121H20L21 122V124L19 123V121L14 117V116H12V117H9ZM52 118H53V116H52ZM51 117H50V119H52ZM235 119L234 120V122H235V126L236 125H239V126H236V129L231 125L230 126V124L228 123V121L231 119ZM45 119V118H44ZM225 119V120H224ZM259 119H261V118H259ZM259 119H257L258 120V122H261L260 124H263V120H264V117H263V119H262V121L260 120L259 121ZM30 120V121H29ZM168 120V119H167ZM202 120V121H201ZM26 123L25 125H23L24 124V122ZM31 121H32V123H31ZM161 120H155V122L157 123V122H160ZM170 121V120H169ZM173 121H176L177 122V120L175 119V120H173ZM210 121V122H209ZM223 121V122H222ZM227 121V122H226ZM27 122H30L31 123V125H29L28 124V126H27ZM164 122V121H163ZM166 123H169V122H167V121H165ZM171 123L170 124H172V121H170ZM176 122H173V123H176ZM198 122V123H199ZM208 122V123H207ZM225 122V123H224ZM245 122V123H244ZM18 123V124H17ZM195 123H197V122H195ZM224 123V124H223ZM236 123H238V124H236ZM252 123H254L253 121H252ZM165 124V123H164ZM164 124L163 123H160L159 125V129H166V128H168V126L165 128L164 127ZM169 124V125H170ZM183 124V123H182ZM205 124V125H206ZM228 124H229V126H228ZM251 124V125H250ZM168 125V124H167ZM25 126V127H24ZM48 126V127H47ZM263 126H264V124H263ZM45 127H47V129L45 128ZM51 127V126H50ZM232 127V128H231ZM245 129H244V128ZM248 127V128H247ZM261 128V127H260ZM259 128V129H260ZM169 129V128H168ZM167 129V130H168ZM233 131H232V130ZM259 129H258V131H259ZM237 130H239V131H237ZM241 130V131H240ZM243 130V131H242ZM261 131H260V133L261 134H264V128L262 127L261 129H260ZM18 131H19V133H18ZM21 131V132H20ZM27 131V132H26ZM30 132V134H29V132ZM42 131V132H41ZM248 131V132H247ZM5 132V133H4ZM23 132V133H22ZM34 132V133H33ZM238 132H239V134H240V132H241V134H240V136H239V134H238ZM245 132V133H244ZM42 133V134H41ZM18 134H20L19 136H18ZM34 134V135H33ZM44 134H45V136H44ZM49 134V133H48ZM10 135V136H9ZM14 135L16 136H18V137H14ZM23 137H22V136ZM33 135V136H32ZM42 135V136H41ZM40 136H41V138H40ZM166 136H168L171 140H175L176 139V136H174L173 134H166ZM237 136V137H236ZM255 136H256V134H255ZM13 137V138H12ZM22 139H21V138ZM27 137H29V138H27ZM30 137H31V139H30ZM33 137V138H32ZM35 137V138H34ZM241 137V138H240ZM256 137H258V136H256ZM256 137H254L253 139L255 140V143H254V140L252 139V141L253 142H249L251 145L252 144H254L255 145V147H257V146H259L260 148L259 149H264V138H262L260 141H261V144L263 145L262 147H261V145H259V144H257V142H256V140H257V138ZM20 140H19V139ZM25 140H24V139ZM38 138V139H37ZM168 138V139H169ZM173 138V139H172ZM237 138H238V140H237ZM33 139V140H32ZM53 139V138H52ZM7 140H5V141H7ZM23 140H24V142H23ZM53 140H56V139H53ZM176 140H179V138H177ZM14 141V142H13ZM22 141V142H21ZM57 141H60V139L58 138V140ZM240 141V142H239ZM237 142V143H236ZM24 143V144H23ZM166 144H167V142H165ZM248 143V144H249ZM76 145H79V144H76ZM257 145V146H256ZM25 147V148H24ZM188 150V149H187ZM187 150H184V151H187ZM17 153V152H16ZM12 154V153H11ZM84 154H85V152H84ZM13 156H14V154H12ZM23 155H24V158H23ZM62 155V154H61ZM87 155H89V153L87 154ZM27 156V157H26ZM59 156V155H58ZM28 157H30V159H28ZM20 167H18V169H19ZM128 168H130V169H128ZM127 169H125V170H121L120 172H125V173H128V174H131V173H129V172H132L133 171V167L131 166V167H128ZM132 170V171H131ZM129 171V172H128ZM17 172L18 173H20V170H17ZM139 172V171H138ZM190 172V171H189ZM17 173V174H18ZM136 173V172H135ZM135 173H133L132 174V176L133 177H137L138 175V173L135 175ZM140 173V172H139ZM142 173V172H141ZM197 173V172H196ZM203 172H199V174H192V176H193V178H194V176H198L197 178H196V180H198V179H200V178H202L204 175L202 174ZM22 174H23V176L25 177H23L24 179H26V181L27 180H29L30 178L29 177H27L24 173H23V171H21V174H18L19 176H21L22 177ZM199 176H200V178H199ZM202 176V177H201ZM154 177V176H153ZM152 176L151 177H149L148 179L150 180V181H152L151 180V178H153ZM194 178V179H195ZM166 179V178H165ZM32 180V181H31ZM30 181H29V183H32V184H36V182H37V180H38V178L36 177V178H32ZM34 181H36V182H34ZM178 181V180H177ZM216 181H218V180H216ZM28 182V181H27ZM153 182V181H152ZM162 182H164V179H162ZM198 182V181H197ZM197 182H195V181H191V183L193 184V187L191 186V184L189 183V187H190V189H188V191H189V193H190V190H191V192H192V194H194V196H193V198L194 197H199V198H201V197H203L202 195L205 193V192H207V194H209V196H207V194L206 195H204V201L206 200V205L208 204V203H212V202H210V200L212 199L210 196H214L213 194L211 195V192H210V190L209 189H206V188H201L202 189V192H200L201 191V189H199V187H198V189H197ZM221 182V181H220ZM177 183H179V182H176V184ZM195 183V184H194ZM157 185L158 186H160L161 184L160 183H157ZM158 186H156L155 185V187H158ZM192 187V188H191ZM218 187V186H217ZM216 187V188H217ZM155 189L156 188H153V191H155ZM207 190V191H205L204 192V190ZM219 189H221V187L219 188ZM49 190V189H48ZM47 189H46V191L48 192V194H47V192L45 191V193H44V195L46 196V198H45V196H44V198H45V200H47V201H45V203H43V202H41V203H34L33 201L31 202V200H29L28 198H26L25 196H21L20 197V199H19V197H18V194L16 195V194H12V193H10V191H6V192H3V194L5 195V196H10L13 200L14 199H16L15 201H17V199H19L18 201H17V203H19V201H20V203H21V206H23L25 203V207H28V206H26V205H32V207H38V206H43V207H52V208H50V210H52V211H50V210H48L47 212H46V214L48 213V214H50V213H54V212H59V213H63L64 212V214H67V212H69V213H72V214H81V213H85L86 215L88 214V215H90V217H89V220H88V222H87V224H91V222H92V224H93V222L95 221V218H96V216H97V214L98 213H100L101 212V206L100 207H96V205H97V203L95 202L96 201V198H94L95 197V194L93 195H91V194H88L87 196H85V198L83 197V195H82V197H81V195H80V197H78L77 198V196H76V198H73L75 201H72V202H74V204L71 206L70 204H72V203H70L69 204V206H71V207H74V208H72V210H68V209H66V208H64V207H67V205L65 206V205H60V203H59V205H58V203L57 202H59V195H61V194H59V191L56 193V192H52L51 191V193H50V190L48 191ZM180 190H182V189H180ZM180 190H176L177 191V193H176V191H174L173 192V190L170 192V190H169V192L170 193H168V194H166L164 197H165V199L167 198V200H165V199H163L164 197L163 196H155L154 198L155 199H157L156 201H162L163 203H166V201H168L167 203H171L172 201L174 202V201H176V200H174V199H176V197H178L177 198V201L176 202H172L174 205L176 204V206H173V207H175V208H173V207H163V208H165V209H168L169 210V212H171L170 210H173V209H175V211L174 212H171V214H172V216L170 215V213H168V211H167V214H165L164 215V213L166 212L165 211V209H161L162 207H154V206H146V205H144L143 207H139V206H137V205H134L133 206V204H129V203H127V205L125 206V204L126 203H124L123 204V202H121V204H122V206L124 205L125 206V208H124V206H123V208H122V206H121V204H120V202H118V200H116V201H113V199H112V196L110 197V196H104V198L102 199V203H103V205H105L106 206V209H107V212L111 215V219H114V220H116L117 218H118V220H116V221H121V217H122V221H124V222H128V223H132V222H134L133 224H138V223H141V222H149L151 219H153V221H155V223H156V225H157V228L158 229H160L161 230V232L163 233L164 231V234H165V236H167V237H169V238H177V237H180L179 239H182V240H180V243L178 244L179 245V247L178 248H176V249H178V250H180L181 249V244H182V242L183 241H185V242H188V246L189 247H186L187 248V250H183V251H186L187 253H188V251H189V258H191L190 260H191V263H193L192 261H194V263L193 264H204V261H202L203 260V258L202 257H200L201 256V254L203 253V254H209V255H218V256H224L225 257V259H228V260H230L229 259V257H232V258H234V257H236L237 256V258H234V260L233 261H235L236 263H234V264H237V262L239 263H241V264H249L250 263V261L252 260L253 262H255V260H256V262L255 263H250V264H264V262L262 263V261L264 260L263 258H264V256H262V255H264V235H262L263 233H264V231L263 232H261L262 230H264V225L263 224H261V223H257L256 225L254 224V221H253V227L254 228H252L251 227V229L250 230H248V229H246L247 231H243V227H245V225H247L248 227H250V226H252L250 223L252 222V220H255L253 217H252V219H250L249 218V216H248V218L246 219V222H245V225H244V223H243V221H245V218H244V220L242 221L241 220V222L239 223V221H240V219L242 218H234V219H237L238 220V223L240 224V229H239V231L237 230V232L235 231V233L237 234V235H239V237H243L242 239L241 238H237V237H234L235 235L232 233V232H230L232 229H230V231L227 233V231L226 230H224L222 227H221V225L219 226L218 224H219V222L218 221H215V223L213 222H210V221H208V222H210V224L209 223H207L206 225H204L203 226V221L204 220H202V226H203V229H202V226H200L201 225V222L199 223V220H200V218L199 219H197V221H196V217H197V214H198V216L200 215L199 213H197L196 214V212H191V211H189L190 212V214H188V215H186L187 214V207H184L185 208V211H184V214H185V217H186V219L184 218L183 219V217H184V215H183V217H182V209H184V208H182V193L180 192ZM193 190H195V191H193ZM196 190H198L197 192H196ZM209 190V191H208ZM69 191H71V189L70 190H68L67 192H68V194H69ZM23 192H25V190H23ZM27 192V191H26ZM149 192V191H148ZM151 193H152V190L150 191ZM179 192V193H178ZM182 192H183V190H182ZM186 192V191H185ZM193 192H195V193H193ZM209 192V193H208ZM50 193V194H49ZM63 193V192H62ZM188 192L187 193H185V195H188L189 194ZM200 193V194H199ZM217 191H216V195H217ZM220 194H221V192H219ZM55 194H57V196L55 195ZM66 194V195H65ZM67 193H63V197H66L67 195H68ZM181 194V195H180ZM184 194V193H183ZM215 194V193H214ZM219 194V195H220ZM41 195V196H42ZM53 195H55V197H53ZM173 195V196H172ZM178 195H180V196H178ZM200 195H201V197H200ZM79 196V195H78ZM169 196V197H168ZM205 196H207L208 198H205ZM161 197V198H160ZM163 197V198H162ZM215 197V196H214ZM54 198H56V199H58V200H56L55 199V202L53 203V201H54V199L52 200V199ZM82 198V199H81ZM158 198H159V200H158ZM170 198V199H169ZM27 199L29 200V201H27ZM48 199H50V201L48 200ZM72 199V200H73ZM77 199H79V200H77ZM80 199H81V201H80ZM106 199V200H105ZM112 199V200H111ZM161 199V200H160ZM173 199V200H172ZM178 199L180 200V202H178ZM202 199V198H201ZM208 199V200H207ZM24 200H25V203L23 204L22 202H24ZM172 200V201H171ZM120 201H122V200H120ZM27 202H30V203H28L27 204ZM46 202H49L50 204L51 203H53V205H50L49 203H46ZM117 202V203H116ZM178 202V203H177ZM20 203L19 204H17L18 205V207H21L20 206ZM32 203V204H31ZM105 203V204H104ZM119 203V204H118ZM161 203V202H160ZM171 203V204H172ZM181 203V204H180ZM215 204H216V202H214ZM23 204V205H22ZM33 204H35V205H33ZM36 204H38V205H36ZM54 204H56L55 206H54ZM118 204V205H117ZM128 204H129V206H128ZM178 204L180 205V209L178 210V211H180L179 213H181L180 215H179V213H177L178 211H177V207L179 208V206H178ZM204 204V205H203ZM116 205H117V207H119V209L116 207ZM0 206H5V203H0ZM68 206V207H69ZM121 206V207H120ZM137 206V207H136ZM198 206H202V208L204 209V207H207V206H205V203H203L202 202V204L201 205H199L198 204ZM57 207H58V209H57ZM60 207V208H59ZM61 207H63L62 209H61ZM97 209H96V208ZM214 207V206H213ZM212 207V208H213ZM54 208V209H53ZM86 208V209H85ZM158 208V209H157ZM172 208V209H171ZM182 208V209H181ZM189 208V207H188ZM208 208V207H207ZM206 208V209H207ZM214 208H219V207H217V205L214 207ZM213 208V209H214ZM221 208V207H220ZM219 208V209H220ZM225 208H227V207H225ZM224 208V210H226ZM236 208V207H235ZM234 207H232V209H235ZM111 209V210H110ZM118 209V210H117ZM153 209H155L154 211H155V214H154V212H153ZM193 209V207L192 208H190V210H192ZM194 209H198V207L196 208H194ZM199 209H201V208H199ZM210 209H211V207H210ZM218 209V210H219ZM57 210H60V211H57ZM68 210V211H67ZM76 210H77V213H76ZM160 210V211H159ZM161 210H163V211H161ZM216 210V209H215ZM218 210H216L217 212H221L222 210H223V207H222V209H220L219 211ZM223 210V211H224ZM65 211H67V212H65ZM110 211V212H109ZM117 211V212H116ZM146 213H148L149 211H150V213H148L149 215H150V217L149 216H146V215H144V214H146ZM222 211V212H223ZM79 212V213H78ZM92 212V213H91ZM221 212V213H222ZM119 213V214H118ZM174 213V214H173ZM192 213H195L194 215L192 214ZM220 213V214H221ZM45 214V213H44ZM71 214V215H72ZM79 214V215H80ZM141 214V215H140ZM152 214V215H151ZM154 214V215H153ZM219 214V215H220ZM224 214V212L222 213V215ZM255 214V213H254ZM79 215H78V220H80L79 219ZM112 215H113V217H112ZM143 215V216H142ZM157 215H158V217H157ZM170 215V216H169ZM178 217H177V216ZM191 215H193V219H195V221H196V223H199V224H197L198 225V227L200 226V228L202 229H200V228H198L197 227V225L196 224H194L193 223V219L192 218H189V216L190 217H192ZM196 215V217H194ZM256 215V214H255ZM77 216V215H76ZM120 216V217H119ZM155 216V217H154ZM165 216H167V217H165ZM174 216V217H173ZM175 216H176V218L177 219H175ZM144 217V218H143ZM153 217V218H152ZM72 218H75L74 220L75 221H77V222H73V226H76L77 227V229H76V231L74 230V232H77V230H78V233L79 232H81L82 231V233L83 232H85V231H87V229H86V227H82V228H80L79 227V224L80 223H78V220L76 219V217H73L72 216ZM81 218V217H80ZM171 218V219H170ZM2 218H0V226L2 225V224H4V223H6L5 221H3V219L1 220ZM125 219H127V220H125ZM147 219V220H146ZM188 221V220H190V221H188V222H185L184 223V221ZM243 219V218H242ZM40 219H38V220H36V221H32L33 223H36V224H34L33 225V223H31V227H29V225H24V226H15V227H12V228H7L8 229V232H9V235L11 236V240H15V241H19V242H22V243H25V244H28L29 245V243H31L29 246H36V245H39L40 243H42V242H44V240H46L48 237L50 238V236L51 237H56L57 235H58V232H59V229H50L49 231H51V232H47V235L44 237V236H42V234H39L38 233V230L36 229V228H38V229H42V228H44V227H46L47 226V224L46 225H44V227L42 226V227H40V223L38 224L37 223V221H39ZM133 220V221H132ZM249 221V223H248V221ZM152 221V220H151ZM150 221V222H151ZM179 221V222H178ZM192 221V222H191ZM194 221V222H195ZM201 221V220H200ZM236 221V220H235ZM66 222H67V220H66ZM205 222H207V221H204V224H205ZM63 224H65V222H62ZM68 223H70V225H72V222H69L68 221ZM76 225H75V224ZM78 223V224H77ZM184 223V224H183ZM191 223H192V225H191ZM216 223H218V224H216ZM248 223V224H247ZM255 223H256V220H255ZM211 224H215V226H214V229H216L215 230V234L217 235V236H219V237H217V240H219V241H213V240H215L216 239V237H215V234H214V237H215V239L213 238V231H212V233H211V231L209 230V229H211V228H213L212 226L213 225H211ZM259 224H260V227H259ZM6 225H7V223H6ZM35 225H37V227H35L34 228V226ZM219 226V228H217L218 226ZM242 225H243V227H242ZM3 226V228H6L7 226H5V224L4 225H2ZM5 226V227H4ZM33 226V227H32ZM40 228H39V227ZM53 226L55 227V225H52L51 226V228H53ZM66 226H69V225H67L66 224ZM205 226H207V229H208V231L206 232V228H204ZM210 226H211V228H210ZM25 227H28L29 228V230H27L28 232L30 231L31 233L33 232V235L32 236H34V237H32V236H28L29 237V239H31V240H29L26 236H27V234L23 231V229L25 228ZM70 227V226H69ZM69 227H67V228H69ZM76 227H74V228H76ZM160 227V228H159ZM163 227V228H162ZM196 227V228H195ZM67 228H65L64 230H65V232H68V231H70V230H72V229H70V228H73V227H70L68 230H67ZM78 228H80V229H78ZM84 228H85V230H84ZM259 230H258V229ZM6 229V230H7ZM9 229H10V231H9ZM82 229V230H81ZM154 229H156L155 227H154ZM200 230V235H198L199 234V230ZM205 229V230H204ZM224 230L225 231V234L223 233L224 231H221L222 232V234H220L219 232H220V230ZM242 229V230H241ZM254 229H256V231L258 232V233H256L255 232V234H253L254 233ZM261 229V230H260ZM52 230H57V233H55V231H52ZM80 230V231H79ZM89 230V229H88ZM173 230V231H172ZM175 230H177L176 232H175ZM204 230V231H203ZM254 230V231H253ZM73 231V230H72ZM72 231H70V232H68V234L70 233L71 234V236H73L72 235ZM202 231H203V233H202ZM210 231V232H209ZM243 231V232H242ZM250 233H249V232ZM74 232H73V234H74ZM204 232H206V234H204ZM242 234H240V233ZM11 233V234H10ZM13 233V234H12ZM37 234V235H35V234ZM208 233V234H207ZM230 236V235H232V237L230 236V238H229V236L227 235V234ZM231 233V234H230ZM246 233H248V234H246ZM262 233V234H261ZM50 234V235H49ZM60 234V233H59ZM69 234V235H70ZM197 234V235H196ZM204 235V237H203V235ZM212 234V235H211ZM244 234V235H243ZM40 235H41V237H40ZM49 235V236H48ZM183 235V236H182ZM185 235V236H184ZM196 235V236H195ZM202 235V236H201ZM207 235H209V236H207ZM221 235H223V236H221ZM226 235V236H225ZM255 235H256V239H257V236H258V240H260L259 242H258V240H255V238L253 239L252 237H255ZM48 236V237H47ZM211 237L210 239L209 238H207V239H209V241L208 240H206V237ZM225 236V237H224ZM262 236H263V239H262ZM31 237V238H30ZM38 237H40L39 239L40 240H37V238ZM47 237V238H46ZM130 237H132V236H130ZM187 237H189V238H187ZM198 237V238H197ZM201 237H202V239H201ZM222 237H224L223 239H222ZM247 237H249V238H247ZM251 237V238H250ZM261 237V238H260ZM32 238H35V239H32ZM46 238V239H45ZM73 238V237H72ZM187 240H186V239ZM200 238V239H199ZM218 238H221V239H218ZM17 239V240H16ZM20 239V240H19ZM24 239H26V241H28L29 240V243H27ZM74 239V241L76 242L75 244H78L79 245V247L81 248V250H85L86 248H88L89 249V253H90V255L92 254V253H97V250H93L92 251V245L90 244V246H89V244H87L88 242L85 240V241H79V240H77V238H73ZM203 239H205V240H203ZM245 239V240H244ZM252 239V240H251ZM34 240H37V241H34ZM77 240V241H76ZM228 240H229V242H228ZM241 240H243V241H245V242H243V241H241ZM247 240V241H246ZM255 240V241H254ZM24 241V242H23ZM202 241H205L204 243L202 242ZM207 241V242H206ZM237 241H238V243H237ZM257 241V242H256ZM84 242H87V243H84ZM160 242V243H159ZM194 242V243H193ZM202 242V243H201ZM221 242V243H220ZM241 242L243 243V244H241ZM246 242H247V244H246ZM252 242H253V244H252ZM3 242H0V249H1V247H7V249H11V247H9L8 248V244H7V246H6V243L5 244H2ZM36 243V244H35ZM200 243V244H199ZM207 243H208V245L209 246H206L207 245ZM213 243V244H212ZM235 243V244H234ZM259 243V244H258ZM81 244V245H80ZM221 244V245H220ZM240 244V245H239ZM246 244V245H245ZM255 244V245H254ZM258 246H257V245ZM3 245V246H2ZM86 245V246H85ZM177 245V246H178ZM204 245V246H203ZM212 245V246H211ZM216 247H215V246ZM248 245H250V246H248ZM159 246H162V241L161 240H159V239H156V241L154 242V250H158V249H160V250H162V252L163 251H165V249H169L168 247H167V244H166V246H162V247H159ZM195 246V247H194ZM203 246V247H202ZM205 246H206V248H205ZM220 246V247H219ZM223 246V249L225 250H222L221 249V247ZM237 246H240V248H246V250L247 251H249L248 252V258L247 257H245V255H244V253H242V252H240L239 251V249L240 248H238ZM243 246V247H242ZM246 246V247H245ZM257 246V247H256ZM84 247V248H83ZM92 249H91V248ZM170 247H172V248H175L176 246H171V244H170ZM194 247V248H193ZM222 250V252H221V250L219 249V248ZM224 247H226V248H224ZM157 248V249H156ZM165 248V249H164ZM185 248V249H186ZM202 248H204V249H202ZM212 248H216V250H214V249H212ZM257 248H259V251L257 252ZM262 248H263V250H262ZM57 249V248H56ZM191 249V250H190ZM218 249V250H217ZM256 251H255V250ZM12 250V249H11ZM160 250H158V252H160V253H162ZM182 250V249H181ZM236 250L238 251V252H236ZM90 251H92V252H90ZM99 251V250H98ZM191 251V252H190ZM203 251V252H202ZM219 251V252H218ZM224 251V252H223ZM227 251V252H226ZM246 251V252H247ZM256 253H255V252ZM263 251V252H262ZM1 252V251H0ZM193 252V253H192ZM218 252V253H217ZM231 252L234 254H231ZM250 252H251V255L252 256H250ZM252 252H253V254H252ZM259 252L262 254H259ZM199 253H201V254H199ZM230 253V254H229ZM236 253H238V254H236ZM242 255H241V254ZM236 254V255H235ZM258 254V255H257ZM93 255V254H92ZM198 255H200V256H198ZM215 255V256H216ZM239 255V256H238ZM244 255V256H243ZM254 255H256V256H254ZM139 255H136L135 257H138ZM243 257V259H242V257ZM247 256V255H246ZM33 257V258H32ZM196 257V258H195ZM223 257V258H224ZM239 257H241V258H239ZM261 257V261L260 262H258ZM26 258H28L27 260H26ZM26 258L24 257V259L27 261V262H30V261H35V260H33L34 258H36L35 256H26ZM239 258V259H238ZM246 259V261H245V259ZM252 258V259H251ZM254 258H255V260H254ZM23 259V258H22ZM23 259V260H24ZM194 259V260H193ZM236 259V260H235ZM239 260V261H238ZM201 261V262H200ZM24 263H26L25 261H23ZM245 262V263H244Z\"/></svg>",
    "mask_w": 264,
    "mask_h": 264
}]
</instances>
